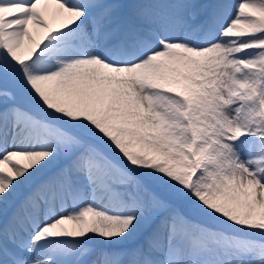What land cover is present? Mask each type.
I'll use <instances>...</instances> for the list:
<instances>
[{
	"label": "snow or ice",
	"instance_id": "6c2138e0",
	"mask_svg": "<svg viewBox=\"0 0 264 264\" xmlns=\"http://www.w3.org/2000/svg\"><path fill=\"white\" fill-rule=\"evenodd\" d=\"M0 264H264V0H0Z\"/></svg>",
	"mask_w": 264,
	"mask_h": 264
}]
</instances>
